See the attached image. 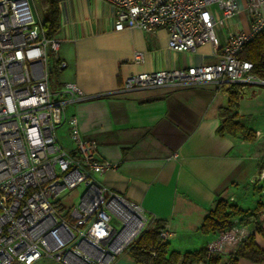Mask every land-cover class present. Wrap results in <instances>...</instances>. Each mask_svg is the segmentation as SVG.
Masks as SVG:
<instances>
[{
  "label": "built area",
  "instance_id": "1",
  "mask_svg": "<svg viewBox=\"0 0 264 264\" xmlns=\"http://www.w3.org/2000/svg\"><path fill=\"white\" fill-rule=\"evenodd\" d=\"M102 1L112 6L120 27L165 28L167 47L175 52L215 42V27L238 11L235 0ZM34 10L33 0H0V264H38L42 259L112 264L145 230L144 212L97 182V176L117 164L97 160L96 141L80 133L76 116L65 114L69 103L85 98L80 89L64 83L51 90L52 71L66 64L59 57V40L55 34L46 36ZM246 14L248 30L225 42L216 63L132 74L116 92L204 83L264 85L252 73V64L239 57L244 45L264 30V0H246ZM133 59L142 62V53L134 52ZM62 126L67 127L69 149L57 135ZM79 186L77 206L66 210L61 194ZM170 235L167 227L159 230L161 242ZM249 235L234 226L209 241L207 250L221 254Z\"/></svg>",
  "mask_w": 264,
  "mask_h": 264
},
{
  "label": "crops",
  "instance_id": "2",
  "mask_svg": "<svg viewBox=\"0 0 264 264\" xmlns=\"http://www.w3.org/2000/svg\"><path fill=\"white\" fill-rule=\"evenodd\" d=\"M235 1L238 11L215 27V42L175 52L167 47L165 28L145 32L120 27L112 6L102 0H57L60 23L55 36L66 66L54 72L51 90L64 83L80 89L85 98L69 103L65 114L76 116L80 133L96 141L97 160L117 164L97 176V182L139 204L145 230L158 222L167 227L169 249L179 253L197 250L214 238L201 235L198 228L218 199L249 210L262 204V233L254 224L243 228L264 251V180L257 181L264 175V85L239 90V122L254 133L251 142L217 134L218 110L227 96L214 84L116 91L132 74L216 63L225 42L249 28L246 0ZM212 9L218 15L217 7ZM136 51L142 53V62L134 61ZM57 135L69 149L67 127L58 128ZM236 247H225L219 264H229ZM112 264L140 263L127 249ZM235 264L264 261L239 257Z\"/></svg>",
  "mask_w": 264,
  "mask_h": 264
},
{
  "label": "trees",
  "instance_id": "3",
  "mask_svg": "<svg viewBox=\"0 0 264 264\" xmlns=\"http://www.w3.org/2000/svg\"><path fill=\"white\" fill-rule=\"evenodd\" d=\"M42 17V28L47 37L56 33L60 23L57 0H35ZM239 57L252 64V73L264 80V30L257 33L242 48ZM56 72V71H54ZM240 85L223 83L221 90L227 96L226 105L218 110L220 125L217 128L219 136L239 135L245 141L254 140V133L245 129L239 122L238 99ZM261 203H257L252 210L242 209L226 199H218L202 220L198 231L201 235H212L214 238L234 226L254 224L259 228ZM63 208V207H62ZM162 223H157L152 229L144 230L137 240L128 248L131 257L140 264H219L221 255L209 253L207 244L197 250L183 253L169 249L168 242H161L159 230ZM213 238V239H214ZM246 258L252 262L264 261V251L253 243V235L241 241L236 250L229 255V264H235L237 258Z\"/></svg>",
  "mask_w": 264,
  "mask_h": 264
},
{
  "label": "rangeland",
  "instance_id": "4",
  "mask_svg": "<svg viewBox=\"0 0 264 264\" xmlns=\"http://www.w3.org/2000/svg\"><path fill=\"white\" fill-rule=\"evenodd\" d=\"M33 5L35 7L34 10V17L36 20H38L40 18V10L38 8V5L36 3L35 0H33ZM50 60V59H49ZM49 66L52 64L51 61L48 62ZM54 84V70L52 71L51 75H50V87L53 86ZM64 129V128H63ZM66 147V146H65ZM83 190L82 186H79L77 190H74L70 193H64L61 194V202L64 205V207L66 208V210H73V208H75L77 206V199H78V194ZM228 200V199H226ZM229 202H231L230 200H228ZM243 227V226H242ZM51 261L48 259H42L38 264H50Z\"/></svg>",
  "mask_w": 264,
  "mask_h": 264
}]
</instances>
